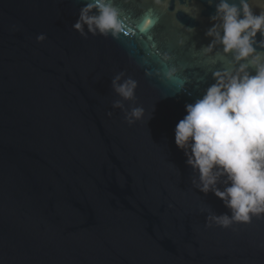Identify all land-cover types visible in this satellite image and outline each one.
Listing matches in <instances>:
<instances>
[{"label":"water","instance_id":"water-1","mask_svg":"<svg viewBox=\"0 0 264 264\" xmlns=\"http://www.w3.org/2000/svg\"><path fill=\"white\" fill-rule=\"evenodd\" d=\"M112 2L117 38L73 30L84 0H0V264H264V214L206 226L230 212L174 143L185 105L235 69L203 51L215 0Z\"/></svg>","mask_w":264,"mask_h":264},{"label":"clouds","instance_id":"clouds-1","mask_svg":"<svg viewBox=\"0 0 264 264\" xmlns=\"http://www.w3.org/2000/svg\"><path fill=\"white\" fill-rule=\"evenodd\" d=\"M214 7L211 27L205 32L210 43L203 51L221 45L235 69L215 73V82L201 98L185 105L186 115L174 129V143L193 170V186L204 194L212 192L230 212L210 211L206 226L229 228L264 214V52L258 51L264 48V12L255 14L248 0H215ZM120 17L112 0H84L72 28L82 36L117 38L123 28ZM45 38L40 34L36 39ZM122 75L113 77L112 90L123 101L133 100L137 83L122 80ZM121 100L113 107L123 108ZM142 116L143 109L134 107L125 119L132 124Z\"/></svg>","mask_w":264,"mask_h":264},{"label":"snow or ice","instance_id":"snow-or-ice-1","mask_svg":"<svg viewBox=\"0 0 264 264\" xmlns=\"http://www.w3.org/2000/svg\"><path fill=\"white\" fill-rule=\"evenodd\" d=\"M177 13H176V19H177ZM158 21H159V17H156L154 20H152V25H154ZM177 23H179L181 27H185L178 19H177ZM149 27H151V25ZM145 30H146L145 28H143V27L141 28L142 32L145 31ZM190 30H192V29H190ZM149 39H151V37H149Z\"/></svg>","mask_w":264,"mask_h":264}]
</instances>
